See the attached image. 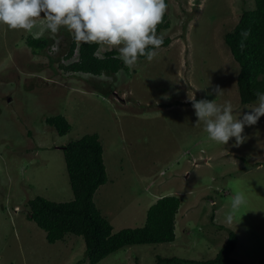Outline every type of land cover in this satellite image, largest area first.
<instances>
[{
	"label": "rangeland",
	"instance_id": "374dc122",
	"mask_svg": "<svg viewBox=\"0 0 264 264\" xmlns=\"http://www.w3.org/2000/svg\"><path fill=\"white\" fill-rule=\"evenodd\" d=\"M254 0H168L169 28L158 36L171 43L151 60L138 59L116 74L66 72L76 61L64 56L72 41L65 28L50 33L37 19L31 31L0 25V264H88L81 237L67 234L49 244L28 219V201L73 200L62 147L96 134L103 148L107 182L94 203L117 233L142 227L160 197L177 196L173 243L129 246L98 264H155L156 256L213 259L228 231L238 242L231 257L264 264V116L225 146L196 123V100L231 101L242 116L236 84L239 71L224 35ZM43 15V14H41ZM29 37L46 38L41 53ZM117 48L99 45L96 55ZM222 92L209 95L214 89ZM62 115L70 125L59 136L46 118ZM240 118V117H238ZM244 192L246 205L225 222L232 198Z\"/></svg>",
	"mask_w": 264,
	"mask_h": 264
},
{
	"label": "trees",
	"instance_id": "16d2710c",
	"mask_svg": "<svg viewBox=\"0 0 264 264\" xmlns=\"http://www.w3.org/2000/svg\"><path fill=\"white\" fill-rule=\"evenodd\" d=\"M168 7V0H165ZM167 10L156 34L169 28ZM247 31L244 38L241 33ZM233 59L239 65L236 84L242 106L254 103L255 92H264V0H254V9L243 11L233 29L224 35ZM171 43L163 38L160 48ZM243 43V47H241ZM27 46L37 54L49 45L46 38L29 37ZM99 45L75 41L64 56L71 59L78 51L77 60L60 66L66 72L100 76L103 73L116 74L120 70L128 73V67L119 59L117 50H110L98 57ZM138 59L145 60V57ZM46 124L54 127L59 136L70 130L65 117L56 115L46 118ZM73 200L68 203L50 202L42 197L28 201V219L45 232L46 241L54 244L67 234L81 237L88 264H98L111 254L129 246L173 243L176 238V215L181 200L177 196L160 197L146 213L142 227L126 228L117 233L94 203V195L107 182L103 161V148L96 134L85 135L61 148ZM237 236L228 231V237L211 260H185L177 257L156 256L155 264H244L231 257L237 246ZM82 261L76 264H81Z\"/></svg>",
	"mask_w": 264,
	"mask_h": 264
},
{
	"label": "clouds",
	"instance_id": "9594fccd",
	"mask_svg": "<svg viewBox=\"0 0 264 264\" xmlns=\"http://www.w3.org/2000/svg\"><path fill=\"white\" fill-rule=\"evenodd\" d=\"M166 10L165 0H0V25L9 30L31 31L39 18L50 33L63 27L76 41L117 48L119 59L131 67L139 57L151 61L157 55L163 39L156 29ZM241 35L247 38L249 33L244 31ZM221 92L216 88L209 95ZM255 97L254 106L242 116L239 113L240 118L234 115L231 101L221 104L214 99L196 100L194 94L188 101L196 123H203L210 140L225 146L234 139L238 146L247 140L242 135L244 128L264 116V92H255ZM246 203L245 193L238 192L232 198L225 222L231 224Z\"/></svg>",
	"mask_w": 264,
	"mask_h": 264
}]
</instances>
